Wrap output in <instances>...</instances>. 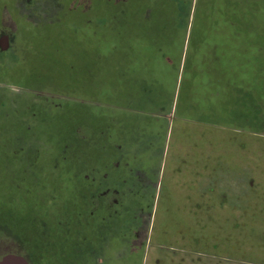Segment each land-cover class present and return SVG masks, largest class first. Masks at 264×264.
<instances>
[{
	"label": "rangeland",
	"instance_id": "374dc122",
	"mask_svg": "<svg viewBox=\"0 0 264 264\" xmlns=\"http://www.w3.org/2000/svg\"><path fill=\"white\" fill-rule=\"evenodd\" d=\"M155 1L157 2L155 7L160 9L149 11V15L152 16L153 13L155 19L158 14L163 17L168 12L164 6L194 2V0ZM229 1L242 2L250 8L255 32L249 36L252 51L256 54L254 56L252 54V60L245 68L253 67V62L259 60V49L256 47L264 40V0ZM93 2L94 0H0V62L7 63V67H13L16 60L20 63L27 61L26 58L23 59V52L19 51L16 40L18 22H25L22 17L37 25L49 22L61 24L68 22V17L71 23H75L77 6L86 8L89 4L92 6ZM138 13L136 10L135 15ZM95 25L98 26V21L97 23L95 21ZM97 31L101 32L100 29ZM3 39H6L4 44ZM4 46L8 48L4 49ZM2 57L4 59H1ZM263 58L264 56L260 55L261 67L264 65ZM41 64L42 62H37L39 68L35 69L40 71L41 80L35 76L39 82H30L34 83L30 88H22L8 76H5L6 81H3V77L0 78V106L4 105L8 109L11 118L20 119L19 128L24 127L29 134L35 135L32 138L28 135L31 139L23 138L28 141L27 143H22L23 139H20V145L15 141L16 138L11 139L13 143L9 137L4 140L7 149H15L16 157L26 162L28 168L25 167L26 170L20 177L15 176V171L8 169L0 171L2 212L0 215L15 216L16 212L21 213L24 209V215L27 217H31L32 210L52 211V215L59 216L56 209L63 205L61 201L64 199H61V196H65V191L71 189L69 196L78 197L87 188L83 183L82 186L76 184L77 180L81 181L83 172L79 169L74 170L77 179L75 177L72 179L71 186L58 187L60 191L55 190L54 182L52 187L48 182L54 179L52 175H61L67 180L64 168L70 158L73 162L75 159L65 151L64 155H57L51 164L48 159L51 161V151L54 150L56 153L57 147L54 149L52 146L40 145L41 148L45 147V150L40 151L41 153L38 151L41 150L36 147L39 138H44L39 141L41 144L48 140L51 145L53 141L51 136L47 140L45 139L47 137H44L48 132L41 129H45L47 120L40 116V113L45 115L46 109L49 113L50 108L44 105L47 102L64 104L63 107H66L67 100L77 101V98H82L83 95L77 89L73 91V97L60 94L64 92H58L56 86L46 80L44 75H47L48 70L42 69ZM32 68L29 64L28 69ZM249 69L252 73L251 68H247L242 76V79L247 78L244 84L240 81L242 73H236L235 85L243 86L246 91L254 93L252 88L255 78L251 74L249 79ZM261 70L260 76L263 81V69ZM255 93L257 98L251 92L248 94L235 91V98L219 109L222 114L219 112L218 116L213 114L211 122L206 125L207 128H203L204 133L207 132L205 134L213 142L211 145H203V150L205 148L206 150L203 154L202 176L193 174L194 162L199 161L200 157L193 150L192 145L195 141L191 134L189 138L183 140V144L186 141V145L182 154L183 158L187 159L188 169L187 171L184 169L185 173L178 180L177 177L174 184L173 179L180 173L179 170L173 169L174 153L173 150L170 151L167 170L159 186H156V194L152 192L150 200L143 203V212H137L138 216L134 215L129 225L127 218L126 225L121 223L119 227L116 219L110 216L112 212L108 210L109 202H98L97 196L90 195L89 214L92 215L90 219L96 224L102 223L103 226L110 228L107 230V242L103 244L104 247L99 246L97 251L92 248L91 252L82 248L87 255V261H83L82 264H264V92ZM40 117L45 121L40 123ZM2 119L7 120L4 117ZM187 130V133H192V130L198 129L189 126ZM0 148L3 149L1 145ZM26 157L29 160H25ZM206 165L209 166L208 169L205 168ZM41 166L44 170H41ZM42 174L45 177L42 178ZM88 193L84 195L87 196ZM109 197L114 198L112 195ZM76 204L72 202L71 206L74 207ZM48 205L49 207H46ZM119 208L123 207L117 205L116 211L120 210ZM4 216L0 217L4 219L0 220V260L7 255H18L26 258L31 264H72L71 261L57 258L56 253L52 256L46 254L43 250L46 247L35 242L40 236L41 240L47 239L48 227L34 225L39 231L35 236H31L26 232L32 233L34 227L32 224L7 223L4 222L6 221ZM54 220L56 225L57 218ZM66 220L67 218H61L59 222ZM34 222L32 221L33 224ZM122 236L124 239L118 241ZM49 239L52 241L51 234ZM35 243L39 246L36 247ZM32 247H36L35 260H32ZM88 254L95 260H88L91 257Z\"/></svg>",
	"mask_w": 264,
	"mask_h": 264
},
{
	"label": "crops",
	"instance_id": "0c3cea01",
	"mask_svg": "<svg viewBox=\"0 0 264 264\" xmlns=\"http://www.w3.org/2000/svg\"><path fill=\"white\" fill-rule=\"evenodd\" d=\"M196 1L164 6L168 12L155 19L153 13L149 15L150 10L160 9L155 0H115L114 18L100 23L103 32L83 39L82 98L67 100L66 107L47 102L49 113L48 109L45 115L40 113L51 123H57L60 114L65 117L66 149L51 153L52 163L65 151L75 159L70 158L64 168L66 184L71 186L75 169L83 171L76 184L86 185L84 193H89L78 196L90 200L94 195L98 202H109L115 222L129 218L130 224L134 215L143 212V203L153 191L156 194L172 150L173 169L180 173L173 184L183 176L188 169L183 140L189 134L200 157L193 174L202 176L203 145L213 142L203 128L235 98L236 88L249 92L236 87V73H242V84L247 82L242 79L247 68L260 75L262 68L264 74L261 49L254 66L245 68L251 61L245 46L254 23L250 8L229 0ZM248 73L251 79L250 69ZM189 126L198 130L187 133ZM117 205L123 208L116 211ZM108 228L89 240L90 252L92 246L96 251L104 247Z\"/></svg>",
	"mask_w": 264,
	"mask_h": 264
},
{
	"label": "trees",
	"instance_id": "16d2710c",
	"mask_svg": "<svg viewBox=\"0 0 264 264\" xmlns=\"http://www.w3.org/2000/svg\"><path fill=\"white\" fill-rule=\"evenodd\" d=\"M114 3L115 0H94L92 6L89 4L86 8L83 6L82 8L81 6L78 7L76 4L78 12L76 13L75 23H71L68 17V22H64L61 24L49 22L37 25L22 17L25 22H18L16 40L19 45V51L23 52V59L26 58L27 61L26 63H20L16 60V65L13 67H7V63L0 62V78L3 77V81H6L5 76H8L10 78H13L17 85L22 86V88H30V85L34 84L30 82H39V80H37L35 76L39 77V79L41 80L40 71H36L35 69H37L38 67L36 63L42 62L41 68L44 70H48L46 71L47 75H44L47 78L46 80L55 85L56 87H54L58 92H64L60 94H67L70 97H73L74 90L77 89L81 91V83L84 73L83 39L89 33L98 34L103 32V26H101L100 23L102 21L114 18ZM95 21L96 23L98 21V26L95 25ZM253 25L254 23L251 22L249 28L250 33L255 32ZM97 29H100L101 32H98ZM245 46L249 48L251 56L252 54L254 56V51H252V43L246 42ZM256 48L264 51V40H261ZM1 59L4 58L2 57ZM255 62L257 61H254L253 63ZM29 64L31 65V68L34 66L35 68L28 69ZM256 74H253L255 78V81L253 83L254 87L252 88L254 90V93L252 91L248 92V94H250L251 92L255 98H257L255 96V92H264V80H261L260 74ZM236 91H241V89L238 90L236 88ZM63 112L65 113V110ZM10 116L11 115H9L8 109L5 108L4 105L0 106V145L3 147V149L0 148V171H4L5 169L15 171V176L19 175L18 177H20V175L24 173V170H26L25 167H27V163L22 162L20 160V157H16L17 155L15 149H7L8 146L4 142V140L5 138L9 137L10 142H12L11 139L16 138L15 141H17V143H19L20 145V139L30 138L28 137V135H31L32 138L35 135L31 133L29 134L28 130H25L24 127L19 128L18 121H20V119H17V117L11 118ZM2 117L6 118L7 120L3 121ZM39 120L40 123H42L47 119ZM57 129L59 130V134L57 136H54V134H57ZM41 130L48 132V135H44V137H47L45 138L46 140L51 136L53 141L51 145L49 144L48 140L44 144H41L39 141H42V139L44 138H39L38 142H36V147L38 146V148L41 149H38L39 152L45 150V147L41 148L40 145L52 146L54 149L56 146L58 149L57 152H60V150L62 151V149H66L67 127L65 117L63 118L60 114V116H58L57 123H51L49 120H47L45 129L43 128ZM14 132L15 135H13ZM37 132L38 131H34V133ZM27 142V140L23 139L22 143ZM12 143H10V145H12ZM38 153L36 155H38ZM53 158L54 156L52 155L51 161L48 159V162L52 164ZM25 160L29 159L26 157ZM40 168L41 170H44L43 166H41ZM43 177H45L44 174H42V178ZM52 177L54 179L49 180L48 182L50 183L51 187L52 182L55 183V190L60 191L58 187L67 185V180L63 176L52 175ZM52 177L50 176V178ZM68 193V191H65V196H61V199H64L61 201L63 205H61L62 207L58 206V208L56 209L59 211V216L58 214L56 216L52 215V211L35 212L34 210H32L31 217H27L24 215V209H22L21 213L14 211L16 212L15 216H11L10 214V216L0 215V217L4 216L6 220L4 222L7 223L15 222L19 225H25L27 222L28 224H32L33 226L38 225L39 227L41 225H45V227H48L49 229L47 239L41 240L42 237L40 236L39 238H37V236L35 242H39L40 245L46 247L43 248V250L46 251V254H51L52 256L56 253L57 258L60 257L65 261H71L72 264H82L83 261H87V257H85V253L82 248L86 250L88 248L89 240H92L97 236H102L104 226L102 225V223L96 224L93 220L90 219V216L92 217V215L89 214V210L91 209L89 205L90 200H88L87 198H83V196L70 197ZM41 198L44 199L43 196ZM72 202H76V206L72 207ZM46 207H49V205ZM39 208L41 207H37V209ZM33 212H35V214H33ZM1 213L2 212H0V214ZM53 218H57L56 225ZM61 218H67V220L59 222L61 221ZM30 219L32 221H35V224H33ZM0 220L3 221L4 219ZM126 221L127 220L123 218L119 222H116V224L119 223L120 227L121 223L126 225ZM127 224L129 225V223ZM38 231V227L34 226L32 233L26 232V234L35 236ZM21 232H23L22 226ZM21 232L19 233L23 235V233ZM50 234L52 237V241L49 239ZM59 235H61V237ZM84 237H86L87 239H83ZM35 244L36 247L39 246L37 243ZM36 247H32L33 251L35 252L34 253L32 251L31 253L32 260H35L34 258L37 254L35 251ZM90 248H94V246ZM88 260L92 261L95 259H93L91 256Z\"/></svg>",
	"mask_w": 264,
	"mask_h": 264
},
{
	"label": "water",
	"instance_id": "95a60500",
	"mask_svg": "<svg viewBox=\"0 0 264 264\" xmlns=\"http://www.w3.org/2000/svg\"><path fill=\"white\" fill-rule=\"evenodd\" d=\"M0 264H29V262L22 256L7 255L0 260Z\"/></svg>",
	"mask_w": 264,
	"mask_h": 264
},
{
	"label": "flooded vegetation",
	"instance_id": "af4514ba",
	"mask_svg": "<svg viewBox=\"0 0 264 264\" xmlns=\"http://www.w3.org/2000/svg\"><path fill=\"white\" fill-rule=\"evenodd\" d=\"M4 40H6V39H3V42H2V44H4V43H5V41H4ZM6 45H7V44H6ZM7 46H8V45H7ZM5 48H8V47H5V46H4V49H5ZM28 262H29V261H28ZM29 264H31V263L29 262Z\"/></svg>",
	"mask_w": 264,
	"mask_h": 264
}]
</instances>
